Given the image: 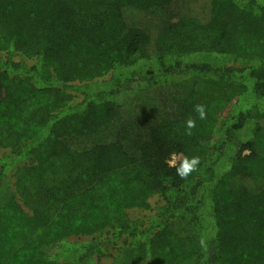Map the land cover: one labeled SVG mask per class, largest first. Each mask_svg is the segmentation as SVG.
<instances>
[{
	"label": "trees",
	"instance_id": "obj_1",
	"mask_svg": "<svg viewBox=\"0 0 264 264\" xmlns=\"http://www.w3.org/2000/svg\"><path fill=\"white\" fill-rule=\"evenodd\" d=\"M0 264H264V0H0Z\"/></svg>",
	"mask_w": 264,
	"mask_h": 264
},
{
	"label": "clouds",
	"instance_id": "obj_2",
	"mask_svg": "<svg viewBox=\"0 0 264 264\" xmlns=\"http://www.w3.org/2000/svg\"><path fill=\"white\" fill-rule=\"evenodd\" d=\"M193 111L197 114L200 120L207 119V111L205 105L196 104L193 106ZM184 124L185 134L190 136L192 134L191 130L196 127V120L189 116L185 120ZM167 163L175 167V172L178 177H180L181 179H185L197 170L198 165L200 164V158L198 156H183L182 159H179L178 164L175 159L167 161ZM201 243L203 244V241H201Z\"/></svg>",
	"mask_w": 264,
	"mask_h": 264
}]
</instances>
